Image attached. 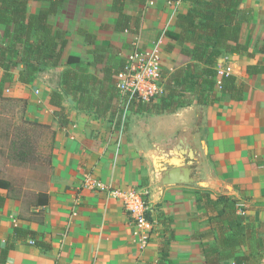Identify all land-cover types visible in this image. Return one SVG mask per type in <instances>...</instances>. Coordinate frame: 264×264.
Returning a JSON list of instances; mask_svg holds the SVG:
<instances>
[{
    "label": "crops",
    "instance_id": "0c3cea01",
    "mask_svg": "<svg viewBox=\"0 0 264 264\" xmlns=\"http://www.w3.org/2000/svg\"><path fill=\"white\" fill-rule=\"evenodd\" d=\"M27 1L32 14L50 6ZM192 1L176 6L168 0H126L129 31L117 29L114 0H64L60 14L51 17L55 30L68 38L58 67H47L23 84L19 66L0 90V97L25 102V120L48 126L54 138L48 182L29 190L35 195L28 209L26 194H15L14 182L6 178L13 189H0L7 198L0 208V253L16 227L38 233L52 248L18 242L6 264H208L203 250L214 247L217 231L211 230L223 197L237 200L238 212L255 222L257 237L264 240V71L248 72L251 66L264 68V0L243 1L241 7L253 11L241 38L247 50L219 61V70L244 87L242 101L218 92V100L204 105L190 96L187 106L172 113H131L125 132L123 123L110 121L108 113L102 117L96 108L81 109L65 91V71L105 81L107 66L116 68L135 45L152 48L162 42L164 76L191 63L173 36L180 34L178 16L190 10ZM96 46L106 48L103 63H95ZM70 57L82 62L69 65ZM3 73L0 68V82ZM53 92L67 107L70 123L62 129L60 108L51 104ZM126 98L119 95L113 105L125 111ZM177 167L191 169V176L169 177ZM165 178L193 181L165 185ZM109 187L148 195L154 230L146 248L134 238L123 203ZM40 194L48 195V205H38Z\"/></svg>",
    "mask_w": 264,
    "mask_h": 264
},
{
    "label": "trees",
    "instance_id": "16d2710c",
    "mask_svg": "<svg viewBox=\"0 0 264 264\" xmlns=\"http://www.w3.org/2000/svg\"><path fill=\"white\" fill-rule=\"evenodd\" d=\"M36 1L49 2L50 6L41 9L38 14H32L27 0H0V68L4 71L0 90L14 79V70L19 66H23L19 73V82L30 84L36 80L41 70L58 67L63 57L68 38L64 32L55 30L50 19L60 14L64 0ZM125 1L114 0L113 3V11L119 14L117 29L121 31L131 30L132 25V18L124 12ZM243 1L193 0L190 10L178 16L176 25L180 34L173 36V39L182 46V54L189 57L191 63L164 76V91L158 102H134L126 114L123 109H117L113 105V101L120 95L114 77L125 68L126 60L118 61L116 68L107 66L105 81L99 80L93 74L65 71L63 84L66 93H72L81 109L96 108L102 117H106L104 115L108 113L110 121L117 119L118 124L123 123L125 132L131 113H172L187 106L190 96H194L199 104L204 105L218 100V92L233 101H242L245 96L244 87L237 83L234 75L222 73L218 67L223 55L241 54L247 50L241 43V38L245 27L252 22L253 11L242 8ZM136 21L138 30L141 19ZM87 38L93 42L90 36ZM94 50L95 63H103L106 48L96 46ZM262 51L264 52V47ZM81 62L80 58L70 57L67 63L72 65ZM263 71L264 68H248L250 74ZM99 84L101 87H98ZM50 97L51 104L60 108L57 118L58 128L62 129L70 123L67 107L60 93L53 92ZM4 99L21 102L26 106L21 100ZM124 115L127 122H124ZM45 127L49 128L46 125ZM28 132L31 133L30 130ZM6 136L10 138V132ZM0 189L11 191L13 185L0 176ZM38 197V205H48L47 194H40ZM6 200V196L0 194V208L4 207ZM218 203L221 206L215 210V227L211 230L217 231L215 244L214 247L203 250L207 263L220 264L234 260L237 264H259L264 260V240L257 237L255 222L247 221L245 215L238 212L237 200L223 197ZM260 204L264 208V202ZM18 242L43 249L52 248L50 243L39 239L38 233L16 227L1 250L0 264L7 263L10 252L16 248ZM241 248H245L242 254Z\"/></svg>",
    "mask_w": 264,
    "mask_h": 264
},
{
    "label": "rangeland",
    "instance_id": "374dc122",
    "mask_svg": "<svg viewBox=\"0 0 264 264\" xmlns=\"http://www.w3.org/2000/svg\"><path fill=\"white\" fill-rule=\"evenodd\" d=\"M49 75L57 82L56 74L50 72ZM28 122L23 103L0 98V176L14 182L15 194H26L25 209L35 195L29 190L43 189L48 182L54 146L50 128ZM124 122H127L126 118ZM7 132H10V138L6 136Z\"/></svg>",
    "mask_w": 264,
    "mask_h": 264
},
{
    "label": "built area",
    "instance_id": "2783aa9c",
    "mask_svg": "<svg viewBox=\"0 0 264 264\" xmlns=\"http://www.w3.org/2000/svg\"><path fill=\"white\" fill-rule=\"evenodd\" d=\"M168 1L176 6H183L192 0ZM161 44L159 41L152 48L135 45L127 56L125 68L117 76L118 92L128 98L126 106L122 105L125 111L134 102L152 103L162 96L164 68ZM107 191L112 197L121 199L129 216L134 238L141 249L146 248L154 230V224L149 219L148 195L136 189L122 191L109 187Z\"/></svg>",
    "mask_w": 264,
    "mask_h": 264
},
{
    "label": "water",
    "instance_id": "95a60500",
    "mask_svg": "<svg viewBox=\"0 0 264 264\" xmlns=\"http://www.w3.org/2000/svg\"><path fill=\"white\" fill-rule=\"evenodd\" d=\"M182 173H185L186 175H189L191 176V173H192V170L191 169H188L187 167H177L176 169H174L170 174H169V177L171 175V177H174L175 175H177V177H179L180 174ZM176 178V177H175ZM192 179V178H191ZM192 180L186 178H179L177 179L176 181L174 180H171V179H166L164 180V184L165 185H170V184H185V183H190L192 182Z\"/></svg>",
    "mask_w": 264,
    "mask_h": 264
}]
</instances>
